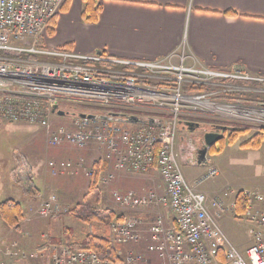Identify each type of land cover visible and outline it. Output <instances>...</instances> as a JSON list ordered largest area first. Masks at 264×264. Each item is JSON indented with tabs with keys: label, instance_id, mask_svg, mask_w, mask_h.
I'll return each instance as SVG.
<instances>
[{
	"label": "built area",
	"instance_id": "obj_1",
	"mask_svg": "<svg viewBox=\"0 0 264 264\" xmlns=\"http://www.w3.org/2000/svg\"><path fill=\"white\" fill-rule=\"evenodd\" d=\"M65 1L0 0V121L49 128L55 107L79 104L83 109L70 111L68 124L55 126L47 143L77 150L95 146L104 150L103 159L89 167L82 157L50 160V171L56 175L84 169L91 178L99 163V168H113L114 174L107 172L102 180L107 183L117 174L139 176L155 169L160 185L142 191H111L120 209L142 212L110 223L113 242L122 246L118 261L102 260L92 250L57 244L40 264H149L146 255L155 256L157 264H264V180L234 195L241 193L247 199L244 216L252 225L251 244L239 249L219 225L220 216L234 207L235 199L229 201L234 191L223 190L208 200L196 186L217 176L218 170L208 166L203 180L192 185L176 153L184 107L195 105L200 113L210 112L222 120L264 126V103L221 101L219 94L227 85L221 80L254 83L257 86L248 89L264 92V77L188 63L184 45L177 53L155 61L119 60L101 52L78 54L64 47H47L43 39ZM193 85L206 90H191ZM136 108L156 109L160 114L130 122L127 118L134 116L131 111ZM60 213L55 195L43 200L37 210L41 218ZM129 244L145 247L123 249ZM12 252L9 249L7 254Z\"/></svg>",
	"mask_w": 264,
	"mask_h": 264
},
{
	"label": "rangeland",
	"instance_id": "obj_2",
	"mask_svg": "<svg viewBox=\"0 0 264 264\" xmlns=\"http://www.w3.org/2000/svg\"><path fill=\"white\" fill-rule=\"evenodd\" d=\"M222 83L227 85L222 86L224 92L219 93L222 96L220 97L222 98L221 101L235 99L240 100V103H245L246 105H255L258 102L264 103V92L262 91L260 93L248 88L239 89L238 86L242 85H239L241 83L239 82L238 84L236 80H225ZM261 87L264 88V84H261ZM238 89L241 91H238ZM60 108L68 113L83 109L79 104H63ZM131 112L134 116L140 118L156 117L160 114V111L156 109L146 110L136 108ZM181 117L190 121H200L207 125H210L213 121H226L235 125L251 126L252 128L251 131L240 136L231 145H226L227 140L224 141V147L220 153L211 152L212 147L214 149L219 147V141L211 146L207 153L208 162L206 163V167L196 166L194 160L192 161L193 163L191 161L189 164L186 163V159L190 156L193 157L195 154L194 147L195 145H199L197 140L200 137L201 130L190 132L187 128L178 129L176 153L184 177L187 179V176H193L197 180L199 179L198 183L206 175L208 166H213L219 172L217 176H211L203 180L202 183H199L200 187L198 189L210 188L220 191L230 187L239 190V188L255 184L256 181L262 182L264 180L262 174L264 143L258 149L240 147V144L247 141L256 132V128L261 127V125L247 121L222 120L210 112L200 113L195 109V105L184 107ZM68 122V114L64 116H52L49 128H42L36 124L22 121H0L1 191H10L11 194L15 193L13 197L18 195L25 204V207L20 204L24 216L18 225L9 226L0 218V264H40L44 258L40 257L37 253L44 251L42 249L43 246L50 240L60 242V245H65L69 239H83L88 231V227L74 217L65 214L69 208L76 207L77 210H82L83 212L88 209L102 210L107 208L116 213L129 216L141 215L142 213L140 211L122 210L116 206L113 202L111 191H119L120 188L116 181L113 182L114 180L107 183L101 181L105 180L107 173L102 176L94 188H91V178L85 174L84 169L56 175L50 171L48 168L50 160L75 161L79 157H82L85 160V165L89 167L94 161L103 159L104 150L95 146H89L85 150H77L67 145L54 147L48 145L47 139L50 131L55 126L68 124ZM228 134L229 131L223 134L225 139H227L226 136ZM189 140H192L190 145ZM24 170H27L26 173H24ZM117 178L121 182L132 181L135 183L134 186H125L123 190L119 191L120 193L130 190L142 191L149 186L160 185V179L154 172L148 177L122 174L121 176L117 175ZM10 183L13 187L7 189ZM236 192L234 191L232 196ZM213 194H210V198L214 197ZM50 195L56 196L61 213L50 218L38 217V208L42 201ZM234 207L231 209V212H227L219 220V225L231 242L238 247V243H243L245 240L251 238L250 229L252 225L244 216L245 212L242 215H237ZM144 247V244L137 246L129 244L123 247V249L142 250ZM9 249L13 251L12 255L7 254ZM146 256L149 259V264L158 263L155 256Z\"/></svg>",
	"mask_w": 264,
	"mask_h": 264
},
{
	"label": "crops",
	"instance_id": "obj_3",
	"mask_svg": "<svg viewBox=\"0 0 264 264\" xmlns=\"http://www.w3.org/2000/svg\"><path fill=\"white\" fill-rule=\"evenodd\" d=\"M96 2L100 5L97 19L94 22H87L81 14L83 0H66L53 19L43 44L50 48L64 47L78 54L101 52L109 58L129 61L160 60L177 53L184 45L185 52L190 56L188 63L212 70L243 71L264 77V0H96ZM173 62H177V57L173 58ZM239 85L243 88L255 87L242 83ZM186 122L200 123L181 117L179 128H187ZM194 164L206 167V164ZM26 171L24 170V173ZM99 172V181L107 172L114 174L113 168L108 165L100 167ZM153 172L156 173V170L151 169L148 174L141 176L148 177ZM117 175L112 181H116L120 190L125 186L135 185L132 181H119ZM186 180L196 186L199 179L187 176ZM260 184L261 181H256L255 184L239 190L230 187L220 191L210 188L199 190L211 200L212 193L215 196L226 189L238 192L243 188ZM11 185L8 184L7 189L13 187ZM1 187L0 184V201L12 198L25 207L18 195L13 197L15 193L1 191ZM196 187L198 189L200 184ZM234 199L235 197L231 195L229 201ZM229 211L231 212V209L227 212ZM227 212L220 216V219ZM251 242L252 236L243 243H238V248L244 249ZM41 253L37 254L44 258L42 262H46L50 248L48 253L44 251Z\"/></svg>",
	"mask_w": 264,
	"mask_h": 264
},
{
	"label": "trees",
	"instance_id": "obj_4",
	"mask_svg": "<svg viewBox=\"0 0 264 264\" xmlns=\"http://www.w3.org/2000/svg\"><path fill=\"white\" fill-rule=\"evenodd\" d=\"M100 10V5L96 0H83L82 17L87 22H94ZM242 84L257 86L254 83L241 82ZM191 90H206L205 87L191 86ZM113 112L126 114L124 110L113 109ZM68 112H65V114ZM214 123L222 124L230 128L227 139L225 137L219 141V147L211 148V152L220 153L223 150V142L226 145L233 144L240 136L247 134L252 130L251 126L235 125L230 122L214 121ZM264 143V126L256 128V132L245 142L240 144L241 148L258 149ZM99 166L95 164V171L90 180L91 188H94L99 182ZM247 207V199L239 193L235 198V212L237 215H242ZM74 217L88 227V231L81 240L69 239L66 241V246L71 249H88L92 250L100 259L116 262L120 259L118 251L122 249L121 245L113 242L111 236L110 223L113 220L123 218L125 214H119L110 209H88L86 211L77 210L76 207L69 208L65 213ZM64 214V215H65ZM24 214L22 206L19 202L13 199H5L0 202V218L9 226H16L23 218ZM60 244V242L50 240L47 242L43 249L45 253L49 252L52 245Z\"/></svg>",
	"mask_w": 264,
	"mask_h": 264
},
{
	"label": "water",
	"instance_id": "obj_5",
	"mask_svg": "<svg viewBox=\"0 0 264 264\" xmlns=\"http://www.w3.org/2000/svg\"><path fill=\"white\" fill-rule=\"evenodd\" d=\"M55 110V108H54ZM58 115H64L65 112L62 110L57 111ZM84 117L85 114H80ZM91 117V115H87ZM130 122H138L139 119L135 116H129L127 118ZM185 125L189 131L194 132L195 130H201L200 137L198 138V146L195 145L196 151L199 153V158L195 160L197 164H206L208 162L207 153L211 146L216 144L223 138L224 131H226L225 126L205 123H196V122H186ZM197 144V143H196Z\"/></svg>",
	"mask_w": 264,
	"mask_h": 264
},
{
	"label": "flooded vegetation",
	"instance_id": "obj_6",
	"mask_svg": "<svg viewBox=\"0 0 264 264\" xmlns=\"http://www.w3.org/2000/svg\"><path fill=\"white\" fill-rule=\"evenodd\" d=\"M212 124V123H211ZM214 125H221V126H225V125H222V124H215L214 123ZM226 127V131H228V129H229V127H227V126H225ZM226 131H224V133L226 132ZM190 142H192V140H189V145H190ZM194 152H195V154L193 155V157H189V158H187L186 160H187V162H192L193 160L195 161L196 160V158L198 159L199 158V153L196 151V148H194ZM189 155V154H188Z\"/></svg>",
	"mask_w": 264,
	"mask_h": 264
}]
</instances>
